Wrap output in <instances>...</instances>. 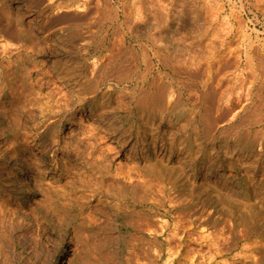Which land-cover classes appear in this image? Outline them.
<instances>
[{
    "label": "rangeland",
    "instance_id": "obj_1",
    "mask_svg": "<svg viewBox=\"0 0 264 264\" xmlns=\"http://www.w3.org/2000/svg\"><path fill=\"white\" fill-rule=\"evenodd\" d=\"M150 39L168 43L172 64L135 47ZM148 71L164 88L153 122L133 92ZM93 74L107 81L102 93L124 94L130 114L76 105L68 86ZM58 91L73 110L38 119L37 94ZM27 115L30 130L19 126ZM122 117L134 133L171 131L172 157L148 136L130 154L133 142L103 134ZM95 128V149L76 144ZM0 132V264H264V231L249 230L264 221V0H0ZM246 154L249 168L230 167Z\"/></svg>",
    "mask_w": 264,
    "mask_h": 264
},
{
    "label": "bare ground",
    "instance_id": "obj_2",
    "mask_svg": "<svg viewBox=\"0 0 264 264\" xmlns=\"http://www.w3.org/2000/svg\"><path fill=\"white\" fill-rule=\"evenodd\" d=\"M8 15V14H7ZM4 16H6V15H4ZM143 40V39H142ZM142 40H140L141 42H137V41H135V47H137V48H141V47H150V48H152V49H155V50H162V51H165L164 53H163V56H162V59H160L161 61H160V63L166 68L170 63L172 64V62H170L168 59H171V61H172V58H171V56L168 54V48H169V46H168V43L167 42H165V41H163L162 39H159V40H156V39H150V40H145L144 41V43H142ZM119 46L120 47H134V46H131L132 44H131V42L130 43H128L126 40H122V41H120L119 43ZM113 45V44H112ZM151 49V50H152ZM149 52V51H148ZM160 52V51H159ZM157 53V52H156ZM120 54V53H119ZM118 54V55H119ZM115 56V55H114ZM147 56V53H145L144 54V57H146ZM158 56H159V54H158ZM109 57V56H108ZM153 58V57H152ZM158 58V57H157ZM144 59V58H143ZM146 60V59H145ZM106 61V60H105ZM176 61V60H175ZM180 61V60H179ZM182 61V60H181ZM158 62V61H157ZM134 63V62H133ZM143 63H144V61H143ZM182 64V63H181ZM137 66V65H136ZM142 66V65H141ZM140 66V67H141ZM152 66V65H151ZM159 66V65H158ZM162 66V67H163ZM171 67V66H170ZM124 68V67H123ZM139 68V67H138ZM152 68V67H151ZM182 68H184V67H182ZM101 69V68H100ZM125 69V68H124ZM175 69V68H174ZM178 69V68H177ZM117 70H119V68L117 69ZM146 70V69H145ZM150 70V69H149ZM152 70H154V69H152ZM176 70V69H175ZM120 71V70H119ZM122 71V70H121ZM124 71V70H123ZM147 71V70H146ZM155 71V70H154ZM159 71V70H158ZM162 71H164V70H162ZM35 72L36 71H32L31 69L30 70H28L27 71V76L29 77V79H30V83H29V85L31 86V89H29V91H31L32 89H36V87L39 85V83H37L33 78H32V76L35 74ZM55 72V71H54ZM115 73H118V72H116V71H114ZM135 72V71H134ZM183 72V71H182ZM124 73V72H123ZM137 73V72H136ZM165 73V72H164ZM178 73V72H177ZM187 73V72H186ZM60 74V73H59ZM119 74V73H118ZM132 74H133V72H132ZM150 74H151V72H149L148 71V73L146 72L145 74H144V76H142V78H141V81H139V82H137V83H139L138 85H136V87H135V90H133V92L134 93H136V90H138L139 92H137V94H138V96L140 95V97L139 98H137L138 99V101H136L137 103V110H140L139 111V114L141 115V118L142 119H144V121L146 120L147 122H153L154 121V119H155V117L157 116L156 114H157V107L159 106V105H161V98H162V96H161V94H163L164 93V91H163V93H162V90H164V88H163V86H161L160 84L159 85H156L157 84V82L155 83L154 82V78H152L151 76H150ZM159 74H160V71H159ZM167 74V73H166ZM169 74V73H168ZM175 74V73H174ZM83 75V74H82ZM121 75V74H120ZM185 75V74H184ZM159 76V75H158ZM89 77V76H88ZM162 77V76H161ZM35 78V77H34ZM78 78H81V75H79L78 76ZM78 78H76V79H78ZM163 78V77H162ZM168 78V77H167ZM69 79V78H68ZM70 79H72V77L70 78ZM149 79H150V81H149ZM155 79H157V78H155ZM179 79V78H178ZM118 80V82H121V80H120V78L119 79H117ZM169 80V79H168ZM135 81V80H134ZM107 81L104 79V76L103 75H98V76H95L94 74L92 75V76H90L89 77V79H87L86 81H84L83 82V84H78L79 82H77V84H76V81H75V84L76 85H69L68 87H70V88H73V89H75V92L77 93V92H80V94H72V96L73 97H71V95L70 94H68L72 99H74V102L76 103V105L79 107V106H82V105H84L85 103H87V101L89 100V101H91V103L90 104H88V107H87V109H88V112L89 111H91V113L92 112H97V110L98 109H104V107H107V106H115L114 108H112V110H111V108H110V114H121V113H126L127 112V114L126 115H128V114H130L128 111L130 110V107L131 106H128L125 102H124V94H121L120 92H119V95L117 94V97L116 98H112V95H111V93H110V91L109 90H106L105 92H103L102 93V91L100 90V88L102 87V86H104L105 85V83H106ZM117 82V83H118ZM123 82V81H122ZM163 82H164V80H163ZM171 83V82H170ZM73 84H74V82H73ZM124 84V83H123ZM186 83H184V85H185ZM106 85H107V83H106ZM111 86V85H110ZM117 86V85H116ZM166 86V85H165ZM188 86V85H187ZM105 87H107V86H105ZM165 88H167V87H165ZM41 89V84H40V86H39V91H41L40 90ZM106 89V88H105ZM134 89V88H133ZM103 90V89H102ZM113 90V89H112ZM120 90V89H119ZM116 91V90H115ZM74 92V93H75ZM118 92V91H117ZM127 92V91H126ZM130 92V91H129ZM132 92V91H131ZM131 92H130V96H131ZM156 92H158L157 94H156ZM113 93V92H112ZM57 94H60L61 96L59 97V98H56V97H54V96H49L48 98L47 97H44L42 94H40V93H38L37 95H38V98H37V101L38 100H42L40 103H42L43 104V108H42V111H41V118H38V119H46V118H49V117H51L52 115H54L55 117L56 116H58V118L59 117H63L64 115H66L67 113H69L70 111H72L73 110V108H74V105L72 104V102L70 103L69 102V98L67 97V94H64V93H62L61 94V91H58V93ZM115 94H116V92H115ZM126 94H128V93H126ZM125 94V95H126ZM31 96H32V93L30 94ZM48 95V94H47ZM99 95H101V98L100 99H98L99 97ZM31 96H29V98H27V103L28 104H30V105H32L33 103V101H34V99H33V97H31ZM115 95H113V97H114ZM129 96V95H128ZM127 96V97H128ZM130 96H129V98H130ZM138 96H136V97H138ZM132 97V96H131ZM170 97V96H169ZM44 98L46 99L47 98V100L49 99V102H47L46 104L43 102V100H44ZM70 98V99H71ZM164 98V97H163ZM71 99V100H72ZM98 99V100H97ZM132 99V98H131ZM136 99V100H137ZM128 100V99H127ZM73 102V103H74ZM131 102V101H130ZM130 105V104H129ZM133 105V104H132ZM136 106V105H135ZM11 107V106H10ZM9 108V107H8ZM14 109H15V107H13ZM82 108V107H81ZM108 109V108H107ZM8 110V109H7ZM13 110V109H12ZM28 111H29V109H28ZM28 111H26V112H28ZM99 111V110H98ZM104 111V110H103ZM108 111H109V109H108ZM159 111V110H158ZM23 112V111H22ZM8 113V112H7ZM9 113H11V112H9ZM8 113V114H9ZM24 113H25V111H24ZM29 113V112H28ZM98 113V112H97ZM109 113V112H108ZM13 114V113H12ZM105 114V113H104ZM109 114V115H110ZM100 115H103V114H100ZM126 115H124V117H126ZM24 116V115H23ZM73 116H74V114H73ZM104 116V115H103ZM159 116V115H158ZM161 116V115H160ZM8 117H9V115H8ZM22 117V116H21ZM65 117H67V116H65ZM106 117V119H107V115L105 116ZM124 117H122V120H120V122H121V125L119 126V127H114L113 126V123H111V124H107V127L106 128H104L103 129V134L104 135H111V137H113V138H117V139H124V141L126 140V143H127V145H129L131 142H133L132 143V145H131V147L129 148V153L131 154H133L135 151H136V149L138 148V145L139 144H143V145H146V144H144V139L148 136V137H150L151 138V141H153L152 142V145H153V147H152V149L151 150H153V152L156 150V148L158 147V145H157V143L159 142L160 143V147L159 148H161L160 150H166L168 147H169V151H168V153H169V159L172 157V154H173V152H172V148L171 147H173L174 146V144H173V142H171L172 141V138H171V135H172V132L171 131H163V134L160 136V134L158 133V132H155L154 130H150V133H147V131L150 129L149 128V126H148V130L146 131V123H144V124H142V125H145L144 126V128L143 129H141L140 128V126L137 128V130H136V132L134 133V126L133 125H131V126H129V127H125V118ZM10 118V117H9ZM13 118H16V117H13ZM23 118V117H22ZM136 118V117H135ZM104 119V118H103ZM158 119V117L155 119V120H157ZM162 119H163V117H162ZM4 120V119H3ZM8 120V119H7ZM7 120H6V122H7ZM11 120H12V122L14 121L13 119H12V117H11ZM17 120V119H16ZM94 120H96L94 117H93V121ZM108 120V119H107ZM138 120H140V119H138ZM10 121V120H9ZM135 121V120H134ZM143 121V122H144ZM5 122V121H4ZM5 122V123H6ZM12 122L10 123L11 125H12ZM15 122V121H14ZM34 122H35V120H34ZM3 123V122H2ZM53 123V122H52ZM134 123V122H133ZM132 123V124H133ZM6 124H9V123H6ZM16 124V123H15ZM38 124V123H37ZM50 124V123H49ZM5 125V124H4ZM17 125V124H16ZM53 125H55V123L53 124ZM135 126H136V124H134ZM9 126V125H8ZM8 126H5V128L6 127H8ZM21 128H23L24 130H30V128L32 127V128H34V125H33V118H31V116L30 115H27L26 116V118H25V120H23V123L21 122V124L19 125ZM37 126V125H36ZM49 126V125H48ZM2 127H4V126H2ZM15 127V126H14ZM13 127V128H14ZM51 127H52V125H51ZM4 128V129H5ZM16 128V127H15ZM36 129H37V127H35ZM126 128V129H125ZM136 128V127H135ZM10 128H8V130H9ZM47 129V128H46ZM2 130V129H1ZM13 130V129H12ZM6 131V130H5ZM43 132V131H42ZM1 133V132H0ZM44 133V132H43ZM42 133V134H43ZM83 134V133H82ZM256 134V133H255ZM34 135V134H33ZM39 135V134H38ZM37 135V136H38ZM239 135H240V133H239ZM243 135V134H242ZM250 135V134H249ZM13 136L14 137H16L15 135H14V133H13ZM21 136V135H20ZM36 135H35V137L33 138L34 140L32 141H30V143H32L31 145H36V143H34V141L36 140V137H37ZM101 136V134H100V131L98 130V129H94L93 131L91 130V132H87V133H84V139H81V140H78V138H77V140H78V143H76V144H81L83 141L82 140H92V143L90 144V147L92 148V149H95L96 147H97V145H98V143H97V141H99V140H101L102 139V137H100ZM167 136V138H164V137H166ZM22 137V136H21ZM20 137V138H21ZM30 137V136H29ZM32 137V136H31ZM30 137V138H31ZM39 137V136H38ZM239 137H241V136H239ZM238 138V137H237ZM15 139V138H14ZM40 139V138H39ZM17 140H19V139H17ZM240 140V138L238 139V141ZM248 140V139H247ZM37 141V140H36ZM40 141V140H39ZM256 141V140H255ZM38 142V141H37ZM90 142V141H89ZM249 142H251V141H249ZM85 143V142H84ZM83 144V143H82ZM240 144V143H239ZM255 144V143H254ZM86 145H88V144H86ZM242 145V144H241ZM246 145V144H245ZM251 146H252V144H250ZM37 146V145H36ZM43 146V145H42ZM82 146V145H81ZM78 147H79V145H78ZM77 147V148H78ZM89 147V146H88ZM15 148H16V146H15ZM243 148V147H242ZM249 148V147H248ZM13 149V148H12ZM42 149V148H41ZM76 149V148H75ZM229 149V148H228ZM234 150H232V151H234V153L235 152H238V150H242L240 147H239V145H234V148H233ZM73 151H74V149H72ZM168 150V149H167ZM13 151V150H12ZM75 151H77V149L75 150ZM229 151V150H228ZM29 152V151H28ZM45 152V151H44ZM43 152V153H44ZM142 152H146V149H142ZM224 153H227V152H224ZM71 152L68 154V156L70 157L71 155ZM236 154V153H235ZM238 154V153H237ZM74 156H75V154H73ZM257 155V154H256ZM245 156V157H244ZM243 157V160H245V162L243 161H240L237 157V159H235V160H233V162H232V164H231V166L230 167H232V168H234L236 171H238L239 169H242V170H244V169H246V168H249L248 167V165L246 164V161L247 160H249V156L246 154V155H244ZM261 156V155H260ZM4 157V156H3ZM69 157H67V158H69ZM40 157H36L35 159L36 160H34V161H31V163L33 164V165H35L34 167H36V168H34V169H32V171L34 170L35 171V174L36 175H43V174H45L42 170H41V160L39 159ZM43 158V157H42ZM86 158V157H85ZM5 159V158H4ZM17 160V159H16ZM27 160H29V158H27ZM91 160V159H90ZM198 159L197 158H194V160H192L193 162L192 163H196V161H197ZM253 160V159H252ZM20 161V160H19ZM43 161V160H42ZM257 161V160H256ZM255 161V162H256ZM16 162V161H15ZM208 162V161H207ZM215 162V161H214ZM254 162V163H255ZM216 164H217V162H215ZM249 163V162H248ZM207 164V163H206ZM54 165L55 164H50V166L51 167H54ZM220 165V164H219ZM253 165H256V164H253ZM250 166H251V164H250ZM257 166V165H256ZM255 166V167H256ZM148 167H159V165H157V162H155L154 164H151V165H148ZM162 167V166H161ZM211 167L210 168H208L207 169V173L208 172H210L211 171ZM213 170V169H212ZM69 172V171H68ZM67 172V173H68ZM33 173V172H32ZM64 173V172H63ZM66 173V174H67ZM34 174V173H33ZM38 175V176H39ZM33 176V175H32ZM264 176V175H263ZM66 177V176H65ZM31 179H35V177L33 176V177H31ZM32 180V181H33ZM40 183V182H39ZM43 184V183H42ZM44 185V184H43ZM43 185H42V188H43ZM39 186V185H38ZM48 186V189H50V188H52V186L51 187H49V185H47ZM46 186V187H47ZM39 188H40V186H39ZM54 188V187H53ZM55 189V188H54ZM57 189V188H56ZM58 189H59V187H58ZM39 190V189H38ZM37 190V191H38ZM43 190V189H42ZM41 190V191H42ZM46 190V189H45ZM56 192V191H55ZM24 193V192H23ZM39 193H40V190H39ZM54 193V192H53ZM60 193V192H59ZM61 195H62V193H61ZM35 196V195H34ZM43 197H44V195H42ZM46 196V195H45ZM42 197V198H43ZM65 197V196H64ZM63 197V198H64ZM45 198H48V197H45ZM51 198V197H50ZM57 198V197H56ZM69 199V198H68ZM67 199V200H68ZM40 200V199H39ZM45 200H48L49 201V199H45ZM66 200V199H65ZM42 201H44L43 199H42ZM63 201V200H62ZM61 201V202H62ZM39 202V201H38ZM50 202V201H49ZM44 203V202H43ZM46 203H47V201H46ZM55 203V202H54ZM57 203V202H56ZM77 203V202H76ZM39 204V203H38ZM41 204V203H40ZM49 204V203H48ZM63 204V203H62ZM50 205V204H49ZM75 203H74V205L72 206V211H76L75 209H76V207H75ZM84 205V204H83ZM38 206V205H37ZM41 206H43V205H41ZM41 206H40V208H41ZM67 206V205H66ZM70 206V205H69ZM68 206V207H69ZM48 207V206H47ZM79 207V206H78ZM44 208H45V206H44ZM50 208V207H49ZM41 209H43V208H41ZM67 209V208H66ZM44 210H46V209H43V211ZM82 210H84V208L82 209ZM50 211H52V209H50ZM80 211H81V209H80ZM36 212V211H35ZM45 212V211H44ZM53 212V211H52ZM55 212V211H54ZM53 212V213H54ZM66 212V211H65ZM79 213V212H78ZM50 215H51V213H49ZM66 214V213H65ZM71 214H72V212H71ZM74 214V213H73ZM38 215V214H37ZM49 215V216H50ZM69 215V214H68ZM35 216V215H34ZM38 216H40V215H38ZM43 216V215H42ZM53 216H55V218H56V216L57 215H53ZM67 216V215H66ZM10 217V216H9ZM46 216L44 215L43 216V218H45ZM58 217V216H57ZM254 217V216H253ZM262 217H264V216H262ZM33 218V217H32ZM52 218V217H51ZM59 218H61V217H59ZM40 219V218H39ZM46 219V218H45ZM32 220H35L34 221V223H36V221H39V220H37V219H32ZM48 220V219H47ZM258 220V219H257ZM263 219H261V221H262ZM54 221H56V220H54ZM57 221H60L59 219L57 220ZM56 221V222H57ZM64 221H66L65 219H64ZM75 221V220H74ZM260 221V220H259ZM22 223V222H21ZM28 223V222H27ZM32 223V222H31ZM43 223V222H42ZM46 223V222H45ZM52 223V222H51ZM54 223V222H53ZM59 223V222H58ZM62 223V222H61ZM65 223V222H64ZM76 223V222H75ZM57 224V223H56ZM60 224V223H59ZM23 225V224H22ZM37 225H38V223H37ZM36 225V226H37ZM51 225V224H50ZM58 225V224H57ZM253 225V226H252ZM7 226H9V225H7ZM28 226V225H27ZM26 226V227H27ZM34 226V225H33ZM39 226V225H38ZM42 226V225H41ZM40 226V227H41ZM56 226V225H55ZM54 226V227H55ZM61 226V225H60ZM68 226V225H67ZM47 228H48V226H46ZM10 228V227H9ZM17 228V227H16ZM32 228V227H31ZM37 228V227H36ZM28 229V228H27ZM34 229V228H33ZM61 229H63V227L61 228ZM60 229V230H61ZM68 229V228H67ZM263 230L264 231V221H262V222H260L259 224L258 223H256V221H255V219H254V221H253V223H251V225H250V227H249V230L251 231V233H256L257 231H259V230ZM26 229H24V231H25ZM30 230V229H29ZM8 231V230H7ZM23 231V232H24ZM52 231V230H51ZM59 231V230H58ZM31 232V231H30ZM30 232H28V233H30ZM54 232V231H53ZM3 233V232H2ZM5 233V232H4ZM12 233V232H11ZM9 235V234H8ZM2 236V235H1ZM0 236V237H1ZM3 236H5V234L3 235ZM26 236V235H25ZM7 237V236H6ZM11 237V236H10ZM9 238V237H8ZM7 239V238H6ZM29 239V238H28ZM3 240V239H2ZM7 241H9V240H7ZM33 242V241H32ZM24 243V242H23ZM1 245V244H0ZM2 246V245H1ZM3 252V251H2ZM0 253H1V249H0ZM2 254V253H1ZM3 255H4V253H3ZM6 257V256H5ZM39 258V257H38ZM43 262V261H42ZM48 262V261H47ZM46 263V262H45ZM48 264V263H47Z\"/></svg>",
    "mask_w": 264,
    "mask_h": 264
}]
</instances>
